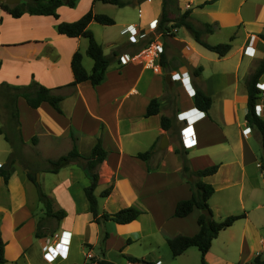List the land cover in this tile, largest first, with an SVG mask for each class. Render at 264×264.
<instances>
[{"label": "crops", "instance_id": "0c3cea01", "mask_svg": "<svg viewBox=\"0 0 264 264\" xmlns=\"http://www.w3.org/2000/svg\"><path fill=\"white\" fill-rule=\"evenodd\" d=\"M74 1L72 8L64 2L57 9L58 21H75L89 9L94 13L110 15L114 20L113 25L104 26L116 28V32L107 38L108 52L99 38L102 35L97 36L102 32V29L97 27L99 24L91 22L88 25L106 56L117 49L113 47L116 44L120 45L118 56L138 53L136 49L130 51L135 44H129L127 29L136 27L148 30L151 21L159 22L163 10L166 19L170 21L169 24L189 10L188 20L195 27L204 24L212 27V33L202 37L205 42L218 44L210 43L209 38L216 32L225 31L231 49L224 57H218L196 43L190 33L189 39H179V30L185 28L175 27L177 30L171 44L179 59L176 70L163 73L158 57L148 61L141 56L122 66L115 60L108 66L105 80L100 85L93 87L86 81L68 87L66 85L72 81L70 60L74 52L81 53V62L86 72L90 73L92 70L93 61L85 54L87 39L59 35L56 30L57 21L52 17L25 13L19 18H13L0 8V80L10 86H27L35 81L50 89L61 87L54 89L53 93L58 92L64 97L60 102L61 113H57L47 103H41L38 108L32 109L23 98L17 99L24 141H31L32 137H36L39 144L43 138L53 145L66 141L69 146L65 151L62 149L57 156L59 157L72 148V136L77 152L87 157L100 137L102 147L108 155L96 168L99 173L97 185L102 183L105 188L112 183L113 188L110 194L103 198L101 207L97 201L99 213H114L130 206L141 211L136 220L127 224H117L113 221L97 224L92 221L84 194V188L89 185L90 180L79 164L71 163L57 173L38 171L37 181L42 192L50 199L52 209H63L66 212V216L58 224L57 241L49 246L61 250L62 247L57 246L60 233L65 231L69 234L66 236L69 238L66 241L69 242L67 257L47 262L43 256L45 246L48 245L46 237H35L38 219L47 217L43 205L38 200L35 186L26 177L28 169L22 174L13 172L7 182L0 177V234L4 242L5 258L3 264H38L39 261L43 264H76L69 258L77 246L87 250L84 254L82 249L84 260L81 264H97V261L104 259H91L89 262L87 257L95 256L92 252L97 245L99 225L103 227L100 234L104 231V235H107L104 239L106 243L113 240L115 235V248L119 249V253L137 259L131 254L129 247L145 236V223L151 221L155 228L160 223H156L158 216L153 207L163 201L168 206L171 205L174 212L175 204L179 200L191 197V178L188 181L183 178L182 161L175 149H183L192 171L212 165L219 166L215 174L202 178L214 189L208 199L209 208L214 212L236 207L240 214L245 213L244 228L239 237V251L246 254L242 264H250L257 255L263 256L261 253L264 252V240L256 236L257 229L251 225L248 215L249 209L261 207L264 211V195L260 196V192H264V173L260 165L263 150L259 135L245 121V114L247 80L264 61V41L261 38V35H264V0H175L176 10L170 9L168 0H122L130 3L124 6L107 4L100 0H85L84 3L82 0ZM157 26V31H161L158 24ZM148 35L152 38L155 33L150 30ZM185 45L191 52L189 57L183 54ZM247 46L254 50V55H244L247 59H242V49ZM233 53L238 54L237 59H228ZM85 56L91 60L92 65ZM204 56H212L214 59L209 61L214 63L229 60L232 63L228 67L216 68L217 70L213 71L209 64H205L201 59ZM180 67L187 71L184 77L188 76L189 81L178 82L176 87V116L171 120L169 128L176 126V131L174 134H168L169 130L161 128L160 119L163 116L160 111L147 117L146 109L152 99L163 102L165 84L177 82L173 81L171 76L176 74ZM166 75H169V82L165 79ZM258 83L264 84V74ZM196 88L211 98V106L207 112L195 109L194 96L188 92ZM261 93L264 95V90ZM256 105L261 106L258 116L264 120V97L263 105L259 102ZM182 112L188 114L196 138V145L189 149H184L180 135L184 125L179 117ZM247 127L250 128L248 138L242 133ZM163 135L167 138L165 148L159 146ZM151 147L149 158H137L138 153L146 152ZM9 153L11 147L0 134L1 165L5 163ZM171 156L176 159L174 165L169 163ZM113 175L115 178L112 181ZM83 177L87 181H83ZM50 178L53 179V185H48L47 191ZM76 184L79 186L75 193ZM232 212L227 211L228 214ZM88 228L93 234L87 233ZM198 229L197 225L193 234ZM224 231H220L212 243L219 240ZM162 234L165 243L169 237L183 235L179 232L169 235L164 230ZM230 238L228 235L222 237L223 246L230 242ZM128 240L130 241L127 242ZM259 244L263 252L256 248ZM192 248L195 247L188 248L181 255ZM212 249L213 245L204 257L205 264H225L223 259L212 255ZM254 249L259 251L254 252ZM127 263L131 262L126 260Z\"/></svg>", "mask_w": 264, "mask_h": 264}, {"label": "trees", "instance_id": "16d2710c", "mask_svg": "<svg viewBox=\"0 0 264 264\" xmlns=\"http://www.w3.org/2000/svg\"><path fill=\"white\" fill-rule=\"evenodd\" d=\"M103 3L113 4L116 6H124L130 4L129 2H123L122 0H100ZM65 4L72 8L75 5L74 0H25L19 4L7 5L0 3V8L6 14L13 18H19L23 14L27 13L34 16H49L57 21L56 30L59 35L68 38L83 37L87 39L88 45L85 54L92 59L93 67L90 73L86 72L82 65V55L79 51L73 53L70 60V68L72 73V81L66 85L68 87H74L82 82H89L91 86L95 87L100 85L105 80V73L112 61L117 60L119 62L120 50L112 51L111 55L106 56L103 50L95 40L92 31L88 28L91 22H96L103 26H111L115 22L114 20L105 15L94 13L92 9L85 12L80 18L72 22L58 21L59 15L57 9ZM190 11L187 10L176 20H173L172 24L174 27L183 26L191 34L192 38L196 43L201 45L206 50L215 53L218 57H224L231 49L230 42L218 43L215 45L208 44L202 37L205 34L212 33V27L208 24H204L201 27H195L190 20H188ZM168 21L163 10L160 20L159 28L162 30V24ZM264 41V35H261ZM232 40V39H231ZM198 74V73H197ZM264 74V61L261 62L253 73L249 76L246 83L247 93V110L245 114V121L251 125L259 135L261 148L263 150V156L261 157V170L264 173V120L255 114V105L257 104L261 91L256 87L259 78ZM5 92L4 97L8 100L6 105L10 109V116L15 120L16 127L19 126L18 122V110H17V99L23 98L27 105L32 108H38L41 103H47L57 113H61L60 102L64 99L63 95L53 93L54 89H60L57 87L54 89L47 88L41 84L33 81L27 86H10L5 83H1ZM194 106L197 110L207 112L211 106V98L207 96L199 88L195 89L194 94ZM159 112V101L155 98L150 100L147 109L146 116H153ZM169 120L166 117H161L160 124L163 130H169ZM16 129V128H15ZM18 130V129H17ZM0 134H3L4 139L9 143L12 151L7 158L6 162L0 166V177L4 182H7L10 174L12 173V166L15 161V144L5 135L0 128ZM72 139H74L71 136ZM18 142L23 144L21 137H18ZM31 142L36 144V137H32ZM152 153V147L146 152L138 153L137 158L146 160ZM176 154L183 156V163L181 168V174L183 177L194 178L195 181L191 184V197L185 200H179L174 207L173 217L185 218L194 209L200 211L197 217L196 223L198 225V231L190 236L187 235H176L166 239L168 248L170 249L173 257L180 256L184 251L190 247H195L200 253L201 264H205L204 257L209 251L212 241L217 237L218 233L226 228L230 227L235 221L245 218V213L229 215L222 221H215L212 217V211L208 205V199L213 194L214 189L212 185L206 183L202 178L215 174L218 170V165H212L204 169L192 171L185 158V152L180 149H175ZM108 155V152L102 147L101 139L98 137L96 144L91 149L89 156H81L76 149L75 143L72 145L70 151L66 154L57 157L56 159L46 160L42 168L29 169L26 173L27 179L35 186L37 191L38 200L42 203L45 215L56 219L57 221L62 220L66 216V212L63 209L56 211L52 210L50 199L42 192L39 182L36 180V173L43 171L46 173H57L61 168L65 167L70 163H78L89 177L90 183L84 188L85 198L88 204V210L92 215V221L101 224L104 221H113L117 224H127L136 220L141 211L130 206L120 209L114 213H99L97 198L94 194V190L97 186L98 175L95 172L97 166L103 162ZM113 184L111 183L100 193V197H107L112 191ZM40 222V221H39ZM40 223H37L35 237H41ZM106 235V233H105ZM128 240L127 242H129ZM4 242L0 234V264L5 262L3 255ZM128 262H139L131 256L123 255ZM97 264H114L106 260H99ZM146 264H156L153 262H146ZM250 264H264V255H257Z\"/></svg>", "mask_w": 264, "mask_h": 264}, {"label": "rangeland", "instance_id": "374dc122", "mask_svg": "<svg viewBox=\"0 0 264 264\" xmlns=\"http://www.w3.org/2000/svg\"><path fill=\"white\" fill-rule=\"evenodd\" d=\"M21 1H24V0H21ZM82 2L84 3L85 0H82ZM82 4H80V5H82ZM167 4L169 5L170 9L176 10V1L175 0L174 1L168 0ZM107 16L111 17L110 15H107ZM169 16H171V14H169ZM169 22L170 21L164 22L162 24V30L157 31V29H158L157 24L159 25V22H158L156 24V28L154 30H152V31H154L155 35H153L152 38H150L149 35H147L145 38H141L135 45H133L134 46L133 50L132 49L130 50V51H135V49H136V51H140L144 47H147L151 42H154V41L156 43L160 42V44H159L160 48H158L157 51H158L159 64L163 70V73H168L173 69L176 70L177 65L179 63V59H177V57H176L175 49H173L172 44H171V41H173L172 37L175 36L174 32H176L177 29L174 27L173 24H171V23L169 24ZM97 27L102 29V32L97 34V36L102 35L99 38L104 44L103 48L108 52L109 51V49L107 47L108 45H106V42L108 40L107 38L110 35H112V33L114 34L116 32V28L111 29L109 27L108 28L104 27L103 25L100 26V24ZM103 29H106V30H103ZM188 33L189 32L186 31L185 29H180L177 36L179 39H183V40L189 39ZM228 38L229 37L227 36V33L225 31H219V32H216L215 35H212L209 38V41H210V43H214V42H216V43H227V42H230V40ZM148 41H150V42L147 44ZM237 43H239V42L237 41ZM113 47H117V49H115V50H119L118 48L120 47V45L116 44ZM244 51H245V48L242 49V55L243 56L245 55ZM128 56L134 57V56H136V53L134 55H128ZM237 57H238V54L233 53L232 56H230L228 59H237ZM87 59H88L89 64L92 65L91 60L89 58H87ZM201 59H203V62L205 64L206 63L209 64L210 69L213 71L217 70L216 68L219 69V68H223V67H228L232 63L231 60L221 61L219 63L211 62V61H209V59L213 60L214 58H212V56H204ZM242 59H247V58L244 56ZM147 60L149 61V59H147ZM3 81L4 80L1 79L0 83L1 82L4 83ZM175 81H177V82L171 83L170 85L165 84V94L162 97L163 102L160 103V101H159L160 114H162L163 117H166L169 120V122H168L169 125H170L171 120L172 119L174 120V117L176 116V109L174 107V105L176 103L175 102L176 96H177L176 87L178 86V82H180V83L182 82V78H177V80H175ZM191 85H192V83H191ZM4 92H5V90L2 87H0V128L2 129L3 133L5 135H7L9 137V139L15 144V149H16L15 153L16 154L14 156L15 161H14L13 166H12V173L16 172L18 174H22V173H24L25 169H28V170L29 169H36L37 167L42 168L44 166L46 160H47L44 158H51V157H55V156L57 157L60 154V152H62V149H63V151L67 150L69 144L66 141H61L58 145H53V143L50 144L48 142V140L45 141L44 138L41 139L40 144H39L38 140H37L36 144H33L30 140L24 141L23 132H22L24 129H21V125L19 122V116H18L19 126L16 127L15 120L12 119L10 116V113H11L10 109H8V107L6 106L8 104V100L4 97V94H3ZM55 94H59V93L55 92ZM263 97H264V95H263V93H261L258 102L261 103L262 105H263ZM21 109H23V107ZM17 110H18V108H17ZM250 127H251V129L255 130L251 125H250ZM175 131H176V126H174V127L172 126V128L169 129L168 134H170V133L174 134ZM19 136L23 140V144H20L18 142ZM70 139H71V147H72V145L75 142H74V139H72V138H70ZM11 151H12V148H11ZM9 155H10V153H9ZM9 155H8V157H9ZM178 156L183 163L182 153L179 154ZM175 162H176V159L173 156H171L169 159V163H172L174 165ZM70 164H68V165H70ZM68 165H66V166H68ZM95 172L97 173L98 179H99V173L97 172V169L95 170ZM114 178H115V176L113 175L111 178L112 181L114 180ZM183 178L186 181H188V179H189L187 177H183ZM50 179H51V181H49L47 183V191L49 190L48 185H53V181H52L53 179L52 178H50ZM80 180H82V178ZM83 181H87V180H85V178L83 177ZM194 181H195V179L191 178L190 183H193ZM109 185H107V186H109ZM78 186H79V184H76L74 186V192L75 193L78 191ZM105 188H106V186H105ZM105 188H104V185L102 183H100L96 186V189L94 191V194L97 198V201L99 202L98 204L100 205V207H101L103 198L99 196V193L101 190H103ZM262 195H264V192L261 191L260 196H262ZM78 201H79V195H78ZM229 210H232L233 212L231 214L230 213L228 214L227 211H229ZM249 210H250L249 211L250 213L248 215L251 218L250 223H251V225L254 226V228L257 229V232H258V235H256V236H258V238H261L264 240V211L261 207L256 208V209H249ZM53 211H56V210H53ZM153 211L158 216L156 223L158 221L160 223L156 225V228H155V224H153L151 221H148L147 223H145V226H146L145 227V230H146L145 236L142 237V239H140V241L134 242L129 247L131 254L135 255V257H137V259L139 261L136 263L142 264V262H144V263L153 262L156 264H201L200 254L196 248H192V249L188 250L183 255L173 257L171 255L170 249L166 245L167 243H165V241L163 240V234H162V230L166 231L167 234H169V235H173L177 232H179L180 234H183V235H187V236L193 234L197 228L195 216H197L199 211L197 209H194L193 212L191 213V215L187 216L183 220H180L178 218L171 217L173 209H171V205L168 206L163 201H161L159 203V205L154 206ZM239 212H240L239 209L236 207L230 208V209H220L219 211H214L212 213L213 214L212 217L215 221H222L223 219H225L229 215L240 214ZM199 214H200V212H199ZM167 219H169V220L166 221ZM59 222L60 221H57L56 219L51 218V217H46V218L40 217L38 219L37 223H40L41 237H46L45 238L46 244L50 245V244H53L55 241H57V236L59 235V233L57 231ZM163 222H165V223H163ZM244 223H245V220H243V219L237 220L235 223H233L231 228L225 229V231L218 238L219 240H216L214 243L211 244V245H213V249H212V255L213 256L218 257L219 259H223L222 262L225 264H227V263L237 264V262H240V264H242V261L246 257V254L242 253V251L241 252L239 251L240 250V245H239V239L240 238L239 237H240L241 230L244 228ZM102 229H103V227L99 225L98 239L96 241L97 245L95 246V250H93V252H92V254H94L95 256L89 257V258L87 257V261L90 262L91 259H99L100 258V259H104V260L109 261V262L114 263V264H126L125 257L119 253V249L115 248L116 236L114 235L113 240H111L109 243H106L104 241V239H105V237H107V235L106 236L104 235V233H103L104 231L102 232V234H100ZM160 229H161V231H160ZM35 232H36V230H35ZM62 232H65V231H62ZM87 233L93 234L89 230V228L87 230ZM100 235H101V237H100ZM225 235H228V237H231V238H230V242L226 246H223L222 237ZM58 243H59V239H58ZM48 245H46V246H48ZM50 248L51 249H50L49 253L55 252L56 254H58L60 252V253L64 254L63 248L61 250H57L56 248L54 249L52 247H50ZM242 248L244 251L245 241H243V243H242ZM256 248H259L260 251L258 249H254L255 250L254 252H256V251L263 252V250L260 248V244H259V246L256 245ZM82 249L84 251V254H86L87 250L84 249V247ZM82 249L79 246L75 247L73 249V253L71 252V254H70L69 260L72 261L73 263L81 264L84 260V258H83L84 255L82 253ZM261 254L264 255V252ZM213 256H212L213 259H217ZM142 257H143V259H142ZM212 258L209 257V259H212ZM204 261H205V259H204ZM208 262H210V261H208ZM37 263L43 264L40 261ZM133 263H135V262H133ZM61 264H63V263H61ZM127 264H132V262L127 263Z\"/></svg>", "mask_w": 264, "mask_h": 264}, {"label": "built area", "instance_id": "2783aa9c", "mask_svg": "<svg viewBox=\"0 0 264 264\" xmlns=\"http://www.w3.org/2000/svg\"><path fill=\"white\" fill-rule=\"evenodd\" d=\"M156 24H157V20H153L151 21L149 24H148V30H140L136 27H129L127 29V34H128V42L130 44H136L141 38H145L148 34H149V31L150 30H154L156 28ZM160 42H151L147 47H144L142 50H140L138 53H136V56H128L127 54H122L120 55L119 57V65H125L127 64L128 62L134 60V59H137V58H140L141 56L149 59L150 61L156 57H158V51L157 49L160 48ZM183 51H184V55L185 57H189L191 52L190 50L188 49V46L185 45L183 47ZM244 54L247 55V56H253L254 55V50L250 47V46H247L245 48V51H244ZM152 66V65H151ZM187 74V71L183 68V67H180L177 69V73L172 75L171 76V79L172 80H177V78H181L182 77V81L183 83H186L189 81V77L188 76H185ZM189 85V84H188ZM187 86V84H186ZM188 87V86H187ZM256 87L260 90V91H263L264 90V84H260V83H257L256 84ZM189 90V89H188ZM191 96H194L195 94V90L194 89H191V92H188ZM261 106L260 105H256L255 106V114L258 116L260 111H261ZM196 109V108H195ZM179 117H180V120L184 122V125L183 127L181 128L180 130V135H181V140L183 141V147L184 149H189L193 146L196 145V138H195V135H194V130H193V126L189 120V116L186 112H182L179 114ZM242 133L244 135V137H249L250 136V128H245L242 130ZM1 166V165H0ZM62 238L60 239V244L58 243L57 246H60L63 248L65 254H62V253H58L56 254L55 252L54 253H49L50 251V246H45V252L43 254L45 260L47 262H53L55 261L56 259L58 258H66L67 257V253H68V245H69V242H64L63 241V237L64 235L67 234V232H62ZM69 236V235H68ZM69 240V238H68ZM132 264H138V263H132Z\"/></svg>", "mask_w": 264, "mask_h": 264}, {"label": "water", "instance_id": "95a60500", "mask_svg": "<svg viewBox=\"0 0 264 264\" xmlns=\"http://www.w3.org/2000/svg\"><path fill=\"white\" fill-rule=\"evenodd\" d=\"M0 3H4L7 5H14V4H19L20 0H0ZM165 79L167 82H169V75H166ZM159 146L161 148H165L167 146V138L165 135L162 136ZM38 178H39V173L36 174V180H38ZM142 264H146V263L142 262Z\"/></svg>", "mask_w": 264, "mask_h": 264}, {"label": "bare ground", "instance_id": "6f19581e", "mask_svg": "<svg viewBox=\"0 0 264 264\" xmlns=\"http://www.w3.org/2000/svg\"><path fill=\"white\" fill-rule=\"evenodd\" d=\"M62 232V231H61ZM69 234H66V235H64V237H63V241L65 242V241H68V237H66V236H68ZM62 238V234L60 233V238H59V244L61 243L60 242V239Z\"/></svg>", "mask_w": 264, "mask_h": 264}]
</instances>
